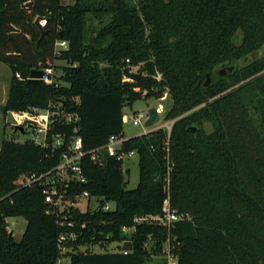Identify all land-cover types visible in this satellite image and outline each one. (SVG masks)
<instances>
[{
  "label": "trees",
  "instance_id": "1",
  "mask_svg": "<svg viewBox=\"0 0 264 264\" xmlns=\"http://www.w3.org/2000/svg\"><path fill=\"white\" fill-rule=\"evenodd\" d=\"M38 16L47 19L42 39ZM89 17L102 24L91 37ZM64 40L67 48L59 46ZM263 46L264 0H0V62L12 71L5 111H57L48 146L2 140L0 264H168L167 241L175 264H264V73L222 94L264 69V53L250 60ZM58 67L51 84L29 80L32 69ZM166 92L167 119H176L169 152L163 128L127 138L123 150L136 151L140 167L137 187L127 189L123 161L102 147L113 134L125 136V106ZM62 112L79 121L67 123ZM76 135L87 182L71 183L68 195L89 191L116 206L71 208L70 228L48 212L42 184L23 181L55 168ZM168 186L182 218L123 234L136 216L162 213ZM9 217L27 220L20 240L7 229ZM71 230L79 236L64 253L59 237ZM124 239L133 242L128 254L79 250Z\"/></svg>",
  "mask_w": 264,
  "mask_h": 264
},
{
  "label": "built area",
  "instance_id": "2",
  "mask_svg": "<svg viewBox=\"0 0 264 264\" xmlns=\"http://www.w3.org/2000/svg\"><path fill=\"white\" fill-rule=\"evenodd\" d=\"M45 22V21H44ZM59 46L62 48H67V41H61ZM130 60L127 59V62ZM54 68L44 69L43 80L46 83H53L55 81V72ZM57 109L61 108V105L55 106ZM57 111L48 108L47 110H38L34 108L32 112L25 113H16L14 112V116L16 117L19 124H23L26 120H31V127L34 128V134L31 137V140L42 146H48V132L53 122V119L56 115ZM63 120L67 123H76L79 121V116L77 114L62 112ZM147 117L149 115H145L143 112L139 113L136 116H133V124L139 125L141 123L142 117ZM124 120V118H123ZM161 121V117H160ZM176 119H166L165 122H162L161 128L165 129L167 134V151L169 152V139L171 136V131L174 122ZM160 123V122H159ZM27 127V126H25ZM127 138L123 135L113 134L109 137L108 142L102 147L109 156L115 157L117 160L124 161L125 158L136 155V151H124L123 143ZM65 138L57 137L55 140V144L58 146L63 145ZM85 152L83 151V140L79 135L73 136L68 144L67 149L64 151L59 164L43 173H32L27 176L23 181V186H32L35 183L42 184V191L44 194L45 202L49 205V213H55L58 217V223L61 226H67L70 228H74L76 226V221L71 219V208L78 209L81 212H86L89 210H96L101 208L105 211H111L115 209V202L106 201L105 204L101 205V197L93 196L89 191H83L82 193L76 194L75 196H69L68 191L71 183L79 182L86 183L87 179L84 175L82 166L80 164L81 158ZM94 159H100L97 154L93 156ZM169 158V154L167 155ZM171 167H169V171ZM169 182V178L167 179ZM182 216L178 213V211L172 206L170 194H169V186H168V196L165 198L162 205V213L157 216H136L134 218V224L132 226H124L122 228L123 234H131L136 229V225L143 222H158L167 226L168 228L171 225L181 219ZM86 223L81 224V228H85ZM79 236V232L75 230H71L69 232H62L59 237V241L61 243L62 250H65L64 244L68 241L76 240ZM109 237V236H108ZM149 239L152 241L151 236ZM130 241L131 239H124L119 241L122 244V247L119 251L115 252H123L124 254H128L131 250H125L123 248L125 242ZM148 241L146 242V246H148ZM133 248V242H132ZM164 253L170 260V264L177 263V258L174 256L170 241H167V246L164 248Z\"/></svg>",
  "mask_w": 264,
  "mask_h": 264
},
{
  "label": "rangeland",
  "instance_id": "3",
  "mask_svg": "<svg viewBox=\"0 0 264 264\" xmlns=\"http://www.w3.org/2000/svg\"><path fill=\"white\" fill-rule=\"evenodd\" d=\"M63 4H73L75 3V0H62ZM102 26L97 20L93 19L92 17L88 18L87 23V29H88V36H94L96 34V31ZM60 47L58 46V49ZM264 53V46L258 51L255 52L251 57V59H254L256 57L261 56ZM57 66H62L66 64L65 61L57 60L56 61ZM55 71V77H58L62 74V70L60 67L54 69ZM134 70H137L135 67ZM264 73V69L260 70L255 75H252L249 78H246L235 85L231 86V88H228V90L224 91L222 94L227 93L228 91H231L240 85L244 84L254 76H257L259 74ZM12 78V71L9 65L6 63L0 62V148L1 143L4 138L7 139H15L16 141L24 142L26 140L31 139V137L34 134V128L31 126L25 127V132L21 131H15V128L13 125L7 123V112L5 111L4 107L8 98V92L9 87L11 83ZM218 96H215L213 99H215ZM172 105V99L169 92H166L162 97L156 99V98H142L139 100H136L132 105L125 106L124 108V133L126 138H130L136 135H140L143 133H149L153 132L159 128H161L162 122H165L167 119V114L171 108ZM156 106L158 108L161 121L160 123L152 126L147 127L145 125L147 117L141 118V123L139 125L133 124V116L138 115L139 113L143 112L145 115H148V110L150 107ZM211 129V128H209ZM123 172H124V178L126 181V188L127 189H134L137 187L139 181H140V167H139V156L136 154L131 157H127L123 161ZM7 229L9 233H13V236L16 240H20L25 232V229L27 227V220L24 217H9L7 218ZM165 246H167V243H165ZM122 247V244L119 242H110L106 243L104 246H101L99 244L96 245H86L81 246L79 250L81 251H93V252H115L119 251ZM70 252V249L65 248L64 253ZM162 257L167 259L168 264H170V260L167 257V255L164 253ZM65 259H63V262L69 263L70 259L69 257L65 256Z\"/></svg>",
  "mask_w": 264,
  "mask_h": 264
},
{
  "label": "water",
  "instance_id": "4",
  "mask_svg": "<svg viewBox=\"0 0 264 264\" xmlns=\"http://www.w3.org/2000/svg\"><path fill=\"white\" fill-rule=\"evenodd\" d=\"M46 20L47 19L44 16H38L35 20L36 26L41 31V39L44 38V35L46 33V30L44 28V26L46 24ZM235 67H236L235 65H232L228 68H222V69H220L219 74L225 75L227 73V71L229 73H232L233 70L235 69ZM43 76H44V70L43 69H32L30 72L29 80L44 81ZM210 84H211V78L209 76L205 85L209 86ZM148 115L149 116L145 122V125L147 127H152V126H154L160 122V114H159L158 108L156 106H152L149 108ZM7 123L13 125L15 128V131L25 132V126H30L32 122H31V120H26L23 124H19L16 117L14 116V112L8 111L7 112ZM190 129L196 130L197 127L191 126ZM10 235L12 236L13 233L11 232ZM123 248L125 250H131L132 249V242H130V241L125 242Z\"/></svg>",
  "mask_w": 264,
  "mask_h": 264
},
{
  "label": "crops",
  "instance_id": "5",
  "mask_svg": "<svg viewBox=\"0 0 264 264\" xmlns=\"http://www.w3.org/2000/svg\"><path fill=\"white\" fill-rule=\"evenodd\" d=\"M146 133V132H145Z\"/></svg>",
  "mask_w": 264,
  "mask_h": 264
}]
</instances>
